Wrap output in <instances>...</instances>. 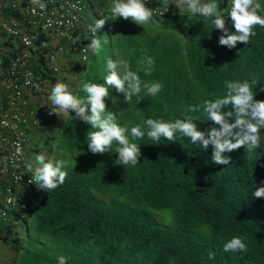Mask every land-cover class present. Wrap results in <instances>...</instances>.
Returning a JSON list of instances; mask_svg holds the SVG:
<instances>
[{
    "label": "trees",
    "instance_id": "obj_1",
    "mask_svg": "<svg viewBox=\"0 0 264 264\" xmlns=\"http://www.w3.org/2000/svg\"><path fill=\"white\" fill-rule=\"evenodd\" d=\"M218 3L226 10L230 0ZM163 17L167 21L158 25L119 18L105 25L110 58L126 60L143 82L163 85L155 96L142 85L130 103L110 88L107 111L117 114L121 126L130 132L148 118L170 121L186 114L198 117L201 129L216 126L202 111L187 109L222 96L225 81L254 76V98L264 99V28L256 26L248 44L228 49L202 16L179 10ZM145 56L155 61L150 74H145ZM80 66L75 89L85 97L83 83H103L107 68L103 72L95 58ZM37 68L43 75L39 63ZM89 129L70 110L58 134L45 139L52 160L69 161L68 175L54 190L37 188L32 205L23 214L14 212L21 232L2 223L0 243L14 252L12 264H57L60 255L68 264H264V198L253 195L264 185V129L255 151L241 147L225 153L230 164L217 165L211 146L204 150L180 134L176 142L163 137L154 142L145 127L143 140L135 141L138 163L124 167L116 160L115 143L110 153L88 150ZM236 235L244 238L247 251L225 252L224 243Z\"/></svg>",
    "mask_w": 264,
    "mask_h": 264
},
{
    "label": "clouds",
    "instance_id": "obj_2",
    "mask_svg": "<svg viewBox=\"0 0 264 264\" xmlns=\"http://www.w3.org/2000/svg\"><path fill=\"white\" fill-rule=\"evenodd\" d=\"M32 3L38 5L41 11L46 10V4L42 0H32ZM161 3L166 5V8L160 15L171 3L178 8L177 11L182 9L190 15H199L210 20L212 28L221 33L218 44L228 49L235 48L238 42L248 44L256 35L254 28L256 26L264 28V5L260 3V0H230V5L226 10L220 7L218 0H161ZM155 9L148 7L145 0H112L110 18L113 20L123 18L143 26L156 21ZM226 18L231 20L233 27L231 31L226 26ZM107 19L109 18L96 19L93 25H89L91 39L86 46L89 53L88 58L85 57L87 60L81 62L82 65L88 63L90 51L96 55L102 51V41L96 34ZM143 63L147 66L145 74H150L155 64L154 58L145 56ZM106 68L107 74L103 83H83L82 91L86 93L85 97L76 94L68 83L58 80L50 89L47 97L49 103H45L51 106L50 115L45 116L55 114L64 117L70 115V110H72L77 118L90 125L86 133V144L91 153H110L115 143L117 147L114 153L118 154L116 159L119 161L118 164L123 167L135 166L141 155L140 146L135 141L143 140L145 127L147 137L154 142H159L162 137L167 141L176 142L177 134H180L190 138L193 144H199L204 150L211 146V161L217 165L230 164L231 158L225 153L241 147H247L250 151H255L260 147L262 142L260 132L264 129V99L254 98L253 86L258 84L254 76L251 80L225 81L226 91L222 96L204 99L201 104L188 106V113L202 111L207 121H211L216 126L201 129L196 123L198 117L186 114L183 119L177 118L170 121L148 118L143 122V126H133L129 132L127 126H121L117 122L116 113L107 111L105 100L109 97V89H115L117 93L123 94L124 101L130 103L133 96L139 95L142 85L147 94L152 96L157 95L163 85L159 81L143 82L138 72L131 70L129 63L123 59L108 58ZM25 155L27 156L26 152ZM29 162L27 164V172L31 174L29 183H35L38 189L54 190L67 178L66 168L69 166V161L62 157L48 160L44 154L38 153L35 155L34 162L30 160ZM17 179L20 180L21 177L18 176ZM253 195L255 198H264V185L256 187ZM26 209H14L9 212L7 223L14 224V229L17 231V226H20V232L22 226L20 218H16L14 212L19 211L23 214ZM0 224L2 232L5 227L1 222ZM223 250L225 252H246L247 245L243 237L236 235L224 243ZM208 258L213 259L214 254L210 253ZM8 260L10 264L11 258L9 257ZM0 264L5 263L0 261ZM57 264H68V257L58 256Z\"/></svg>",
    "mask_w": 264,
    "mask_h": 264
},
{
    "label": "built area",
    "instance_id": "obj_3",
    "mask_svg": "<svg viewBox=\"0 0 264 264\" xmlns=\"http://www.w3.org/2000/svg\"><path fill=\"white\" fill-rule=\"evenodd\" d=\"M42 2L44 11L32 0H0V12L5 9L0 13V222L4 224L11 210H24L34 199L37 187L29 183L24 143L27 129L37 125L40 116L50 115L51 106L45 103L60 69L58 56L76 55L79 62L86 61L88 28L94 24L92 19H82L88 0ZM145 2L156 8V16L174 11L170 3L160 15L166 8L161 0ZM40 52L42 62L38 61Z\"/></svg>",
    "mask_w": 264,
    "mask_h": 264
},
{
    "label": "crops",
    "instance_id": "obj_4",
    "mask_svg": "<svg viewBox=\"0 0 264 264\" xmlns=\"http://www.w3.org/2000/svg\"><path fill=\"white\" fill-rule=\"evenodd\" d=\"M111 3L102 2L99 0H88V5L83 11V20L90 22L94 17L100 15L101 11L108 9L110 10ZM4 8H1V15L4 14ZM174 11H177L178 8L174 5ZM182 10V9H181ZM98 17V16H97ZM2 40V35L0 32V46ZM5 42V41H4ZM59 63V72L53 80V85L56 81L60 80L65 83H68L72 90L77 86L78 78L81 75L80 65L81 62L78 61L76 55H71L70 57H63L62 55L58 56ZM85 64V63H84ZM65 117V116H64ZM64 117L57 116L52 114L51 116H40L39 124L35 127H29L28 129V140L25 144V152L28 156V159L31 160V150H37L36 143H44L46 137L52 134L54 130L56 133L60 127L61 121ZM53 131V132H54ZM34 147V148H32ZM33 163V161H32ZM10 248L6 245L0 244V261H3L5 264H8Z\"/></svg>",
    "mask_w": 264,
    "mask_h": 264
},
{
    "label": "rangeland",
    "instance_id": "obj_5",
    "mask_svg": "<svg viewBox=\"0 0 264 264\" xmlns=\"http://www.w3.org/2000/svg\"><path fill=\"white\" fill-rule=\"evenodd\" d=\"M104 18H109V19H107L106 20V22H105V24L103 25V27L102 28H100V29H98L97 30V36H99V38L101 39V41H102V44H103V48H102V51L100 52V54L99 55H96V54H93L91 51H90V59H89V61L92 59V58H95V59H97L98 61H99V64H100V66H101V68H102V71L103 72H105V68H106V60L108 59V58H110V49H109V44H108V37H107V30H106V23H108L109 22V20L111 19L110 18V10L108 11V9H106V10H102L101 11V13H100V15H99V17H94L93 18V21H94V23H95V20L96 19H104ZM119 19H121V20H123L124 21V19L123 18H119ZM167 21V19L165 18V17H163V16H156V21L154 22V23H149V24H152V25H158V24H160V23H162V22H166ZM146 25V24H145ZM75 93L77 92V90L76 89H74L73 90ZM62 122V121H61ZM54 131V130H53ZM52 131V134H51V136H55L56 135V132L54 131L53 132ZM59 132V131H58ZM58 134V133H57ZM54 139V138H53ZM44 143H36V148H37V151H35V149L34 150H31V153H29V155L31 156V160L34 162V159H35V155L36 154H44L45 156H46V158L48 159V160H52V158H51V153H49L48 151L49 150H47V145H48V142L47 141H43ZM50 145L52 146V147H56V140L54 141V140H50ZM32 148H34V147H32ZM17 228H18V231L20 232V226H17ZM13 251H11L10 250V252H9V254L10 255H13ZM10 264L12 263V262H9Z\"/></svg>",
    "mask_w": 264,
    "mask_h": 264
}]
</instances>
